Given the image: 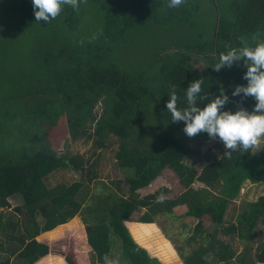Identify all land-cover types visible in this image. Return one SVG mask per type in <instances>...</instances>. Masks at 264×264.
<instances>
[{"label": "trees", "instance_id": "trees-1", "mask_svg": "<svg viewBox=\"0 0 264 264\" xmlns=\"http://www.w3.org/2000/svg\"><path fill=\"white\" fill-rule=\"evenodd\" d=\"M11 7L12 19L0 20V70L9 66L6 48L16 45L18 52L16 90L0 93V236L16 245L0 264L15 259L37 264L50 255L66 264H110L111 235L127 264H162L129 229L138 211L143 213L134 222L141 224H153L161 215L187 219L182 228L193 226L189 250L177 247L184 264H264V242L251 261L247 255L236 258L232 246L233 240L253 239L264 218V196L244 204L235 222H226L245 182L264 184V147L228 155L224 150L197 170L190 161L199 153L190 142L211 138L204 132L187 137L183 122H172L165 108L173 87L178 107L185 106L184 88L197 78H203L209 97L220 87L230 95L233 85L246 83L243 67L215 71L211 64L227 47L264 40V0H183L171 9L166 0H78L76 9L63 6L46 23L35 20L30 0H11ZM194 56L214 60L198 67L201 61ZM253 104L251 97L243 102L249 110ZM60 124L73 136L93 130L95 147L116 138V162L133 176L128 195L100 206L108 223L79 229L75 237L40 238L76 218L85 199L83 179L50 184L51 175L70 166L86 171L82 160L53 145L49 129ZM165 170L172 171L181 191L171 197L163 187L142 196L139 191ZM160 194L162 202L156 199ZM12 196L23 200L14 208L16 219L1 210L11 208ZM207 223L214 225L212 232ZM85 245L91 252L82 249Z\"/></svg>", "mask_w": 264, "mask_h": 264}, {"label": "rangeland", "instance_id": "rangeland-1", "mask_svg": "<svg viewBox=\"0 0 264 264\" xmlns=\"http://www.w3.org/2000/svg\"><path fill=\"white\" fill-rule=\"evenodd\" d=\"M11 8V0H0V20L12 19L13 14ZM155 34L157 36L158 32L156 31ZM154 42L157 44V41L154 39L151 44ZM6 50L8 51V57L10 59L7 60L9 66L7 68L5 67V69L1 68L0 70V81L3 82L2 86L0 84L1 94L16 90L14 89L16 84L13 83H16V54H18V52H16V45L12 48H6ZM162 56H164V53ZM194 59L201 61V63H198V67H203V64L207 65L214 60L213 57L208 56H194ZM17 67L20 68L19 66ZM96 111L100 112L101 110L98 107ZM49 130L55 148L57 150L69 151L72 155L78 157L83 161L86 169L83 173L70 166V168L55 172L50 176L51 185L71 184L82 179L85 184L81 191L82 196L85 195L83 208L78 216L69 222V225L66 227L67 229L64 230H66L68 234L71 232L76 233L79 229L84 230L87 226L98 223H108V214L105 212L106 210L101 209L103 206H100L105 204V202L108 205L112 204L116 199L115 196L128 195L129 184L127 180L133 176V171L131 169L120 168L116 162L115 154L118 150V140L112 137L110 141H108L106 147L99 148L94 145V140L96 138L94 132H92L93 130L88 129L87 134L90 133L88 135L81 134L77 136L70 135L68 127L65 124H60L59 127ZM89 135L91 137H89ZM190 146L199 153L192 157L190 161L191 165L197 170H200L209 161L217 159L222 151L225 150L223 145L221 147L220 142L213 138L209 140L198 139L191 141ZM256 146V150L264 147V137L261 138L260 143ZM90 171L91 174L89 175ZM91 175L95 176L92 177V181H89L88 178L91 177ZM200 186V183L194 184L196 188ZM163 187L171 190V197L181 191V188L178 186V181L172 171L165 170L150 186L141 189L139 192L142 196H146ZM260 196H264V184L252 183L249 181L245 182L238 198L230 203L226 214V222H235L238 214L243 211L244 204L247 202H255ZM9 201L11 208L1 210L7 212L8 215H14L16 219L14 208L21 206L23 200L20 196H12L9 198ZM142 213L143 211L136 212L132 219L134 221L138 220ZM134 221L129 223L128 226L140 246L149 250L152 256L158 258L162 264H184L177 247L189 250L187 239L193 233V226L190 225L186 228H182V226L187 223V219H178L177 217L161 215L156 218L155 223L141 226V228L136 231L133 229V225H140L141 223ZM207 224V231L212 232L215 228L214 225ZM64 230L63 232H66ZM63 232L61 233L60 231L58 234L57 231V233L51 236L62 235ZM111 239L113 240V247L111 256L112 261L110 264H127L116 252L121 248L120 243L116 241L113 235H111ZM262 242H264V218L256 227L254 237L250 242L241 239L232 241V246L236 252V258L241 255H247L249 261L253 260L255 249ZM12 244H14V246L16 245L15 242H10L6 235L0 236V259L9 256L7 250L10 249ZM82 249L91 252L87 245L82 247ZM236 263L238 264L237 261ZM13 264H16V259Z\"/></svg>", "mask_w": 264, "mask_h": 264}, {"label": "clouds", "instance_id": "clouds-1", "mask_svg": "<svg viewBox=\"0 0 264 264\" xmlns=\"http://www.w3.org/2000/svg\"><path fill=\"white\" fill-rule=\"evenodd\" d=\"M30 3L35 20L45 23L55 19L63 6L78 7V0H30ZM182 3L183 0H166L170 9L178 8ZM233 65L245 69L241 79L246 83L233 85L230 95L220 87L219 94L209 97L202 88L203 78H197L184 88L185 106L178 107V94L174 87L165 101L170 120L182 121V131L187 137L204 132L209 138L222 142L225 155L256 146L264 137V40L251 46L227 47L211 67L220 71L222 67L231 68ZM238 96V101L232 99ZM248 97L254 100L251 110L243 106ZM227 103L238 106L234 111L228 110L224 107ZM156 199L162 202L164 194Z\"/></svg>", "mask_w": 264, "mask_h": 264}, {"label": "crops", "instance_id": "crops-1", "mask_svg": "<svg viewBox=\"0 0 264 264\" xmlns=\"http://www.w3.org/2000/svg\"><path fill=\"white\" fill-rule=\"evenodd\" d=\"M68 225H69V223L60 225L58 228H56L53 231L43 233L40 236V238H48V239L54 238L56 236H51V235H53L54 233H57V231H58V234H59L60 231L62 233L64 229H67L66 227ZM133 226L135 227L136 225H133ZM136 227H138V226H136ZM133 229L136 231L139 228H133ZM64 231H66V230H64ZM76 233H77V231H76ZM76 233L71 232V233L68 234L67 231H66V232H63L62 235L60 234V235H57V236H65V235H67V236L75 237ZM38 264H66V262H65V260L62 257L56 256V255H50V256L42 259L40 262H38Z\"/></svg>", "mask_w": 264, "mask_h": 264}, {"label": "bare ground", "instance_id": "bare-ground-1", "mask_svg": "<svg viewBox=\"0 0 264 264\" xmlns=\"http://www.w3.org/2000/svg\"><path fill=\"white\" fill-rule=\"evenodd\" d=\"M217 27V26H216ZM257 38V37H256ZM216 58V57H215ZM131 187V186H130ZM145 225H148V224H140V225H136V226H138L139 227V229L141 228V226H145ZM133 227V228H138V227Z\"/></svg>", "mask_w": 264, "mask_h": 264}]
</instances>
